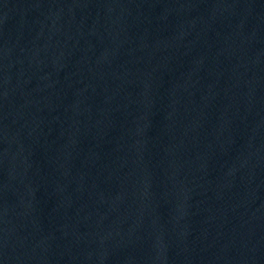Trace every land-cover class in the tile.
Segmentation results:
<instances>
[{
	"label": "water",
	"instance_id": "water-1",
	"mask_svg": "<svg viewBox=\"0 0 264 264\" xmlns=\"http://www.w3.org/2000/svg\"><path fill=\"white\" fill-rule=\"evenodd\" d=\"M0 264H264V0H0Z\"/></svg>",
	"mask_w": 264,
	"mask_h": 264
}]
</instances>
